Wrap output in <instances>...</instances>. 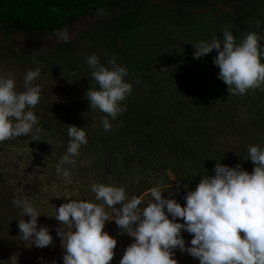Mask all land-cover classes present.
I'll use <instances>...</instances> for the list:
<instances>
[{
  "label": "trees",
  "instance_id": "obj_1",
  "mask_svg": "<svg viewBox=\"0 0 264 264\" xmlns=\"http://www.w3.org/2000/svg\"><path fill=\"white\" fill-rule=\"evenodd\" d=\"M217 2L230 8H213ZM209 9L214 17L206 16ZM84 21L89 23L75 37L41 47ZM224 30L238 44L249 32L264 37V0H0V75L14 77L23 91L27 71L39 68L33 83L42 88L33 109L40 139L29 134L0 143V264H56L62 241L56 235L61 222L53 217L57 207L70 199L95 201L93 184L122 186L128 199L142 198L143 209L156 186L184 204L186 192L215 175L218 162L254 169L248 149L264 148V90L229 94L213 62L217 50L193 55L201 40L222 41ZM92 54L103 64L115 57L133 85L122 102L127 111L109 117V131L101 124L106 114L91 109L86 96L98 87L86 63ZM73 124L85 127L88 143L75 167L64 166L70 169L66 179L56 167ZM17 196H27L42 213L38 227H49V246L20 238ZM104 207L114 218L122 204ZM116 226L112 219L104 230Z\"/></svg>",
  "mask_w": 264,
  "mask_h": 264
},
{
  "label": "clouds",
  "instance_id": "obj_2",
  "mask_svg": "<svg viewBox=\"0 0 264 264\" xmlns=\"http://www.w3.org/2000/svg\"><path fill=\"white\" fill-rule=\"evenodd\" d=\"M62 35L67 41V30ZM262 40L264 37L257 32H249L238 44L232 31L224 30L222 41L216 37L210 42L201 40L194 45L193 55L201 58L217 50L213 62L219 68V78L228 85L229 94L244 95L249 89L264 90ZM86 63L98 85L86 91L90 108L106 114L101 124L109 131L113 128L109 117L115 120L127 111L122 102L133 91L132 83L126 80L128 69L118 64L115 57L103 64L96 54L88 56ZM39 76V68L27 71L25 88L18 91L14 77L0 75V143L29 134H33L32 139H40L34 134V129L36 133L40 129L39 118L33 111L42 92L33 83ZM67 136V149L56 171L70 179V169L64 166L75 167V157L80 155L88 138L85 127L74 124L69 125ZM248 159L255 165L251 172L240 165L218 162L215 175L203 177L194 190L186 192L184 204L165 197V189L156 186L150 191L151 201L141 209L142 198L128 199L124 187L93 184L95 201L102 204L70 199L57 207L53 216L61 222L56 235L62 238L65 249L63 264H109L116 254L117 238L104 229L112 219L123 232L135 238L120 264H178L173 252L177 248L197 258L200 264H264V148L250 146ZM13 204L23 213L18 222L20 238L36 247L49 246L54 239L49 227H38L42 213L27 196H17ZM118 204L122 207L117 208ZM104 205L117 208L114 218ZM24 216L30 219L25 220ZM177 218H182V222ZM182 230L193 234L190 245L186 244Z\"/></svg>",
  "mask_w": 264,
  "mask_h": 264
},
{
  "label": "rangeland",
  "instance_id": "obj_3",
  "mask_svg": "<svg viewBox=\"0 0 264 264\" xmlns=\"http://www.w3.org/2000/svg\"><path fill=\"white\" fill-rule=\"evenodd\" d=\"M152 1L158 2V3H166V2H170L171 0H152ZM229 6L230 5L225 4L223 2H217V3H214L212 5L213 8L222 9V10H228L230 8ZM203 11H205V10H203ZM205 13H206V16H211V17H214L212 14H216L214 9H212V10L209 9V10L205 11ZM201 18H204V16L201 15ZM199 20L201 22H204V19H199ZM88 23H89L88 21H84V22H81V23L73 26L72 28H70L67 31L69 34L68 39L75 37L82 28H85L87 26ZM61 40H64L63 35L60 37L53 38V39L43 40V42H41L40 45L42 48L43 47L44 48H50ZM98 42H101V41H98ZM0 74H1V72H0ZM177 219H178V221L182 222V218H177ZM109 233L117 238V246L114 250L116 254L113 257L112 261L114 264H120V260L122 259L123 255L126 251V248L131 243L134 242L135 238L130 236L128 233L123 232L118 227V225L116 227L111 228ZM181 234L184 236L186 244L190 245L193 234H190L184 230H182ZM173 252H174V258L177 259L179 264H200V261L197 258L192 257L191 255H189L185 251H181L180 249L177 248V249H174ZM64 253H65V249L62 247V243L60 242L59 249H58V260H57L56 264H63Z\"/></svg>",
  "mask_w": 264,
  "mask_h": 264
}]
</instances>
